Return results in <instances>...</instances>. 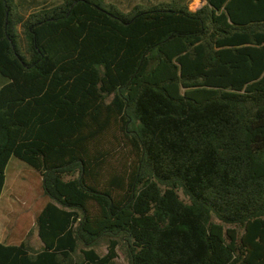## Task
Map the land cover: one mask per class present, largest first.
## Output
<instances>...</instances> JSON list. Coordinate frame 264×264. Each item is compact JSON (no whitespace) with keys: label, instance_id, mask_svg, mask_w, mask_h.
Instances as JSON below:
<instances>
[{"label":"trees","instance_id":"obj_1","mask_svg":"<svg viewBox=\"0 0 264 264\" xmlns=\"http://www.w3.org/2000/svg\"><path fill=\"white\" fill-rule=\"evenodd\" d=\"M174 1L0 0V200L45 199L0 264H264V0Z\"/></svg>","mask_w":264,"mask_h":264},{"label":"rangeland","instance_id":"obj_2","mask_svg":"<svg viewBox=\"0 0 264 264\" xmlns=\"http://www.w3.org/2000/svg\"><path fill=\"white\" fill-rule=\"evenodd\" d=\"M39 1L44 2L45 0ZM104 3L113 5L125 14H129L138 5L146 8L160 4L167 7L179 5L174 0H104ZM199 3L200 1H195L193 5H199ZM21 4L25 5V3ZM5 81L6 79L0 75V86ZM6 175L7 183L3 191L4 195L0 200L2 236L6 239L15 235L16 238L14 239H24L35 249H41L42 243L38 237L36 225V212L45 202L40 175L36 170L15 157L9 161ZM97 249L100 254H105L107 241H102ZM118 255L117 264H130L125 248H119Z\"/></svg>","mask_w":264,"mask_h":264},{"label":"crops","instance_id":"obj_3","mask_svg":"<svg viewBox=\"0 0 264 264\" xmlns=\"http://www.w3.org/2000/svg\"><path fill=\"white\" fill-rule=\"evenodd\" d=\"M195 1H200L199 5H193ZM207 4V0H192L190 3H189V8L192 10V11H196L200 8H202L204 5ZM41 178V176H40ZM4 195V193L2 194V196ZM2 198V197H1ZM10 237V236H9ZM2 241L4 243H7V244H11L13 243L15 240H14V237L11 236V238L8 239V237L5 239L3 236H2Z\"/></svg>","mask_w":264,"mask_h":264}]
</instances>
